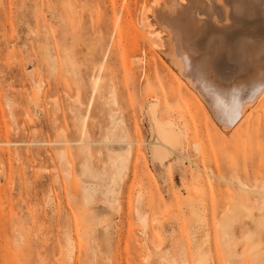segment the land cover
I'll return each mask as SVG.
<instances>
[{
  "label": "rangeland",
  "instance_id": "obj_1",
  "mask_svg": "<svg viewBox=\"0 0 264 264\" xmlns=\"http://www.w3.org/2000/svg\"><path fill=\"white\" fill-rule=\"evenodd\" d=\"M139 1L0 0V264H264V102L227 132L134 24ZM232 1L257 26L231 39L237 69L243 42L264 47V1ZM154 103L183 142L162 159Z\"/></svg>",
  "mask_w": 264,
  "mask_h": 264
},
{
  "label": "bare ground",
  "instance_id": "obj_2",
  "mask_svg": "<svg viewBox=\"0 0 264 264\" xmlns=\"http://www.w3.org/2000/svg\"><path fill=\"white\" fill-rule=\"evenodd\" d=\"M146 1L140 0L135 5L134 24L139 27L149 45L169 59L178 77L187 83V86L207 106L214 120L227 132L241 122L248 108L255 105L258 107L264 102V47L259 50L258 56H254L253 46L249 43L250 46L244 42L241 47L238 45L237 52L241 62L237 69L232 68L230 54L236 46L233 47L231 39L239 35L240 37L249 35L251 34L248 32L249 28L255 30L257 27L251 22H246L247 20L240 19L242 16H236L233 10L235 4L232 0H162L151 3V6H147ZM149 13L154 20L150 19ZM149 19L155 21L156 23L153 24L158 25L162 34L166 35L165 38L163 37L164 40L159 30L157 32L156 28L153 29L150 23L152 21ZM114 29H116L115 24ZM130 60L131 65L138 69L143 65L144 57L130 56ZM235 72L237 73L234 74ZM229 74L234 76L229 77ZM169 92L173 97L179 95V91L173 88ZM157 107L155 103L150 104L147 115L155 136L152 154L154 158L162 159L169 153H180L183 142L181 131L179 132L174 122L162 123L159 119ZM87 145L82 133L79 148L86 157L81 169L84 174L93 176ZM118 158L119 156L113 160L118 161ZM123 161L122 158L113 166L123 168ZM238 185L243 191L248 190L247 185L240 181ZM88 193L86 190L85 198H89ZM138 198H142V195ZM141 219L144 221L143 218ZM259 220L264 224V213Z\"/></svg>",
  "mask_w": 264,
  "mask_h": 264
}]
</instances>
